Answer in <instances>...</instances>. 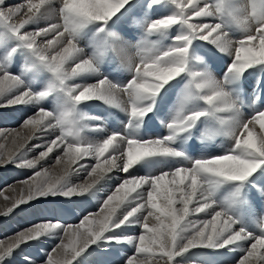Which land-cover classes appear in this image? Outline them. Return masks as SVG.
<instances>
[{
    "label": "snow or ice",
    "instance_id": "snow-or-ice-1",
    "mask_svg": "<svg viewBox=\"0 0 264 264\" xmlns=\"http://www.w3.org/2000/svg\"><path fill=\"white\" fill-rule=\"evenodd\" d=\"M171 2L179 14L152 21L147 25V31L163 32L177 23H183L189 34L177 37V46L158 55L137 53L138 62L132 58L133 78L123 87L106 78L91 85L77 86L78 91L73 96L75 102L99 99L119 106L124 101L130 117L142 119L152 110V105L146 102L154 100L165 84L185 71L187 45L193 38L219 44L225 50L231 49L234 58L226 71L235 75L242 74L253 65L264 64V0H250L246 9L233 7L231 0H222L214 5L207 0ZM48 3L50 0H26L24 3L7 5L6 0H0V24L6 25L11 34L64 83L94 70L93 60L80 55L74 34L91 22L106 24L120 12L127 0H61L59 22L35 31H26V26L41 15ZM224 15L234 20L246 33L241 40H226L225 34L220 31V23L206 22L207 18ZM112 52L121 58L126 55L119 41L114 42ZM196 75L193 74V77ZM20 84V79L15 75L0 72V99L3 100L0 107L29 103L47 94L41 92L34 96L25 89L8 95L18 89ZM192 87L196 90L208 89L201 99L212 111H228L233 106L229 94L214 80L196 82L194 79ZM204 115L206 113L203 111L180 115L167 127L173 133L185 132ZM65 123V118H56L48 111L39 109L24 119L20 130L0 133V140L5 141L0 144V167L12 163L25 143L37 133H53L55 139L38 145L45 150L40 151L34 159L17 163L16 166L35 168L39 161L50 159L54 151L57 152L56 164L64 165L63 174L55 180L50 179L48 169H45L43 172L36 171L34 176L22 182L5 186V189L0 190V215H9L15 208L30 203L37 194L56 189L74 169L73 165L84 166L78 162L86 157H94L95 165L78 188L73 187L64 193L66 196L77 190L86 191L112 170L119 169L127 173L144 157L180 155L166 144L172 140V136L146 141L129 139L122 147L119 146L118 135L109 137L95 148L72 143L68 140L70 133L61 127ZM57 131L58 135L55 134ZM233 139L232 152L198 159L190 168L179 167L153 177L129 176L131 178L123 179L99 211L85 214L75 225L63 227L60 243L43 264H72L73 259L102 233L117 223H127L133 217H138L142 233L138 236L134 255L127 259L126 264H172L175 256L191 248L223 247L244 240H250V245L238 264H264V234L251 236L243 228L237 229L234 227L237 221L226 211L216 210L211 200L218 185L225 181H244L258 166L264 164V111L242 122ZM9 141L15 146L11 151L5 150ZM141 189L144 190L143 196L137 199L135 206L117 218L118 211L128 202L131 194ZM199 213H207L211 218L192 222V234L181 242V225ZM52 227V223L42 222L39 226H30V231L13 233L15 239L5 238L0 243V255Z\"/></svg>",
    "mask_w": 264,
    "mask_h": 264
},
{
    "label": "bare ground",
    "instance_id": "bare-ground-1",
    "mask_svg": "<svg viewBox=\"0 0 264 264\" xmlns=\"http://www.w3.org/2000/svg\"><path fill=\"white\" fill-rule=\"evenodd\" d=\"M19 1L20 0H6V4L7 5H16V4H20ZM52 1L54 2L55 0H52ZM52 1H50V3H52ZM212 2L216 4L217 0H212ZM249 3H250V0H231V4L235 8H245L246 9L248 7ZM145 5L147 7H145ZM50 6L52 7V9H54V10L56 9L55 8L56 5L54 6V5L50 4ZM50 6L48 5V8ZM122 9H127L129 11L120 10V12H119L120 14L116 16L117 19L115 18L113 21H107V23L103 24V25L95 22L102 30L105 31V33L102 35H103L104 40H106L107 42L104 41V43H105V45L107 44L109 46L111 53H112V47L114 45V42L116 40H118L116 38V35L125 39L124 40L125 42H127L129 40L130 42L134 43L135 45H144L145 50L148 53H150L151 55H158L159 53H161L163 51H167L170 47H175V45L177 46V44H175V45L172 44V43H175V41L172 42L170 40L168 30L163 31L162 34H159L158 32H155V33L148 32L147 27L141 26L139 24L140 18H146L148 20H152V18H155V20H157V19H160V18H163L166 16L178 15L179 10L171 2V0H156L155 3H153L152 1L149 2L148 0H145V4L142 0H141V2H139L138 0H127V3L123 6ZM46 13H50L51 20H49V23H48V20L45 21L46 20V17H45L44 21H39L38 23H39L40 29L46 27L47 25H49L51 23H55L59 19V16H58L57 12H55V11H46ZM210 18H207L206 22H210L213 24L220 23L219 21H217L218 16H213ZM41 20H43V18ZM124 21L126 22V25L124 24ZM152 21H154V20H152ZM231 25H234V26L236 25V23L232 19L227 24L226 29H224L223 25L221 24V29H224L226 32H229V35H230V37L225 35L224 38L226 40H230L232 42H236V41L241 40L244 37V34H235V32L231 31L228 28ZM28 26L31 27L29 24H28ZM238 27L240 28V30H242V28L240 26H238ZM132 29H134L136 31V33L131 32ZM94 30H95V32H98V30H99L96 25H88L85 28L78 30V31H80V35H78V32H76L74 34L75 43L77 44V47L80 49V55H82L84 58H87L86 56L89 55L88 49L92 46H96L94 52H100V53L106 52V50H102V48L97 46L96 38L92 34H90ZM26 31L31 32V31H35V30H32L26 26ZM187 31H188L187 26L183 23H180L179 27L176 29L175 35L182 36L185 32L188 34ZM174 33H175V28L173 29L171 34L174 35ZM151 35H153V36H151ZM163 35H165V40H167V42H160V43L156 42L158 40V36H163ZM245 35H246V33H245ZM177 36H175V37H177ZM81 37H85V45L86 46H84L82 44V38ZM194 39L200 40L198 38H194ZM162 40H163V38L161 37L160 41H162ZM200 41H204V40H200ZM195 42H197V41H195ZM204 42L211 44L217 50L213 47H204V48H209L210 51L215 52L217 54V56L219 55L220 57L225 58L226 62L232 63V60L230 61L228 59V57H226V55H224V53L225 54H227V53L232 54L233 52L231 49L225 50L219 44L214 45L210 41H204ZM0 43L2 44L0 47V72L6 71L12 75H15L21 81L19 88L14 89L13 92L9 93L8 95H14L18 91L22 90V88L24 86L29 85L30 82H33V80H35V76H36V75L33 76L34 72H35V74H37L36 73L37 71H41L42 74H45V68H47V66L45 64H41L43 62L37 63V61L33 60L34 58H36V56L33 54L32 51H30V53H29L31 58L24 59L22 62H19L17 60H15L17 62H13L10 60L8 62V60H6V57H7L6 52L8 51L10 53L11 49L8 45L4 46V44H7L8 42L6 41V39H2V36H0ZM199 47H201L200 51L203 53H206L207 51H209L208 49L203 48V44H200ZM112 55H113V53H112ZM113 56L118 61L120 67L122 68V75L126 76V72L124 71V68L121 65L122 61L115 54ZM13 64H17V67L14 70L10 69ZM29 64L33 65L34 67L37 64H41L40 69H38V68H34V70H30V68L27 69L26 66ZM21 68H23L24 71H21ZM35 69H37V70H35ZM25 70L27 71V73L25 72ZM253 70L254 69L246 70V73L252 74ZM215 72L213 70V66L211 63L203 62L202 64H200L199 69H195L191 65L190 60H188L186 58V68H185V71L181 74H185V73L198 74L195 76L196 82H200V81L205 80V79H211V80H214L215 82L219 83L220 86L222 87V89L224 90L225 87L222 86L221 83L219 82L220 80H222V76L220 78ZM132 75H134V70L132 71ZM53 77H56L54 73H48L46 75H40V77H38V80L40 81L42 79V82H41L42 86L41 87L38 86L37 91L43 92V90L48 86V84H50V80ZM180 78L181 77H179V79ZM100 79H104V78L101 77L100 74L98 73V71H96L95 69L91 72H88V73L82 74L80 76L68 79V81H70L72 84V85H69L68 92L73 97L76 94V91H78L77 86L83 87L86 85H91V84L96 83ZM244 79L247 80L246 77H244ZM65 82L66 81H64V83ZM185 82H188V81L186 79L179 80V82L171 85L170 88L173 89L175 86L183 85ZM73 83H75V84L73 85ZM63 84H60L59 88H65V86ZM233 84H235V83H233ZM230 85L232 86V84H230ZM50 87H51V85L48 88L50 89ZM191 87H192L191 85H188L184 88L186 90L192 91L193 87L192 88ZM228 87H229V84H228ZM49 89L44 92L47 94L43 97L38 98V100H42L43 98H45V100H46V97H50V95L54 91L56 93H53V94L58 95V96L60 94H64V95L68 94L66 91H65L66 93L61 92L60 89H58V88L57 89L54 88V91H52V92H50ZM169 89L164 91V93L162 94V97L158 103V106L162 107L166 111V113H169L171 111V105H172L171 101L168 99L163 101L165 99L166 95L169 94ZM192 92H190V93H184L183 92L185 95L184 98H187V94H191ZM199 92H200L201 96H203V95H206L208 93V89L199 90ZM255 95H257V94H255ZM50 100L53 101V99H50ZM63 100H64L63 102L60 101V103L51 104V108H50L49 113H51L56 118H61V117L66 118V116H68V113L71 111L72 106L69 108V106L67 105V100L65 97ZM36 101L33 100L32 102H29V103L9 106V107H0V133L15 130L14 127L10 128V126H14L21 118H23V116H27L29 114V112L34 113L35 112V104L34 103ZM88 101H92V99L87 100V101H83V102H75L77 105L75 107V109H78L79 107H85V103ZM2 102H3V100L0 99V103H2ZM55 102H58V101L55 100ZM199 102L203 107L201 109H204V110L208 109V113H209L211 110L210 106H207L203 102L202 99L199 100ZM180 103L182 105H184L185 107H188L191 105V104H189V102L187 100H184L183 102H180ZM259 104H260V102H259ZM123 106H124V102L121 101L120 105L118 107H123ZM67 108H69V110L67 112H65L63 115V112ZM197 109L198 108H194L193 109L194 111H192V112L201 111V110H197ZM156 110H157V107L154 111L152 109L153 112H151V115L155 116ZM8 112L12 113V115L11 116L7 115ZM192 112L187 113V115L192 113ZM227 112H229V111H227ZM180 113H181V111H180ZM31 116H27V117H31ZM230 116L236 117L232 123L231 128L237 129L238 126L240 125L239 123L242 122L244 120V118L242 116H240L238 113H237V115L231 114ZM209 117L211 118V116H209ZM214 117H217V116H214ZM213 119H215V118H213ZM200 120H201V118H200ZM23 121H24V119H23ZM22 122L20 124H18V129H16V130H20V126H21ZM81 122H82V126H83L82 131L85 134L83 137H81L82 132L78 134L79 131L77 132L76 128L72 129L69 126V125H71V126L73 125L72 122L69 123V125L67 123H65L64 125L61 126L64 131L70 133V135L68 136L69 142L79 143L82 145H87V146H91L92 148H95L96 146L101 144V142L103 143L104 140L111 137L110 131L102 129L100 126L97 127L96 125L93 124V122L89 118H83ZM160 127L163 130H165L164 124H161ZM221 127H223V126H221ZM258 127L259 126L257 125V128ZM209 129H210V127H209ZM52 134L53 133H47V134L37 133L33 139H31L25 143L23 149H21V151L16 155V157L12 163H8V164H6V166L0 167V190L5 189V186H12L15 182H22V178L26 179V178L34 176L36 171L43 172L45 169H48L49 177L52 180L59 178L63 174L64 165L63 164L57 165L55 162L56 161V155H57L56 151H54L53 153L50 154V159L39 161V163L36 165L35 168H28L25 166H21V167L16 166L17 163L34 159L39 154L40 151L45 150L42 147H38V145H42L45 142L50 141L52 138H55ZM55 134H59L58 131ZM228 136L230 137L231 142L227 146L230 148L226 149V147L223 146L219 142V137H217L216 138L217 144L220 148L217 150H213L212 154H214L215 156H220V155H224V154H228V153L232 152V147L234 146V139H233L232 135H228ZM171 141H169V142L171 143ZM203 141H204V139L196 140L195 144H194V150L201 147V146L207 145V143H204ZM167 142H166V144H167ZM4 143H5V141L0 140V144H4ZM124 144H126V142L121 141L119 139V146L122 147V146H124ZM14 147L15 146L11 143V141H9V142H7V147L5 150L11 151ZM192 153H193V149L189 151V155H191V158H194V160H195V155H193ZM173 159H174V157H173ZM173 161H175V160H173ZM139 162H140V160L138 161V163ZM162 163L164 164L165 162H162ZM78 164H83L84 166L77 167V165H73L74 169L70 170L68 175L65 177V179L61 183V185H59L56 189L45 192L42 195L37 194V196L35 198H33L30 203H25V204L15 208V210L11 211L10 220L12 221V223L10 224V226L5 225V228H9L10 231L9 232L6 231L4 229V227L0 229V237H2L0 239V243H2L5 238L15 239V237L13 236V233L19 234L21 230L30 231V226H32V225L39 226V224L42 222H50L53 224V227L51 229L46 230V231H41L39 234L33 235L30 239H28L25 242V243H27V245H29V247L24 249V250L26 252L35 251V252L39 253L40 255H42L41 260L44 262L46 257L51 253V251L60 243L61 237L63 235V227L64 226H72V225L77 224L80 221V216L82 217V215H84V209H87L86 212L94 213L93 212V211H95L94 209L98 208V206L100 204H103V202L109 196V193L112 194L111 192H113L115 190V188L117 187L116 184H119L125 178L153 177V176L159 175L161 172H165L164 168H157V166L152 165L150 162V158L148 156V157H144L143 161L141 163H139V164L135 163L129 169L130 171L127 173L120 171L119 169L112 170V171L106 173L104 176L100 177L98 180H96L95 183L92 185V187L88 188L86 191L80 192L79 190H77V192L72 193L70 196H66L64 193L67 190L64 191V189H66V188L71 189L73 187L78 188V186L84 181V179L87 178V173H88V171H90L89 169L95 165V159L92 156L86 157L84 160L79 161ZM166 172H168V171H166ZM72 173L74 175H75V173H78L76 179H73L74 176ZM131 173H133V174H131ZM129 176H131V177H129ZM232 182H235V181H232ZM232 182H229L226 184H224V182H223L222 184L218 185L216 188L214 196L216 197V195H218V194H221V195L228 194L230 191L229 185ZM244 184H245V188H246V191L248 194V198L249 197L251 199L255 198L256 196H258V192L264 195V184L262 183L260 176L257 177V184H255V185L250 184L251 186H248L246 184L245 180H244ZM235 190H237V187ZM143 191L144 190L141 189L138 192L131 194L128 202L118 211L117 218L120 217L119 216L120 213L122 211H124V209L126 207H128L130 209L131 207L135 206L137 199L143 196ZM92 192L93 193L96 192V199L94 198V196L92 197ZM99 196L100 197L105 196V197L100 200V199H98ZM234 196L237 197L236 193ZM0 199H2V197H0ZM42 201L44 203H42ZM39 202H41L42 204H38ZM61 202L66 203V204L63 205L62 207L55 208V206H61V204H60ZM219 204L223 205L224 207H227V206H229V200L228 199H222L219 201ZM231 204H232V208L229 212L231 214H234L233 219H235L237 221V223L234 227H236L237 229L243 228L245 232L249 233L251 236H254V234L251 233V231L255 227V223L261 224L262 222H264V212L261 211V213H257L255 211V209L252 208V211H249L250 217H253L255 219V220H252V219H249L246 217V215H245L246 213L244 212L243 208H242L241 212L239 213L241 205L239 204V200L237 198H235L231 202ZM250 204H252V203L250 202ZM242 205H243V203H242ZM23 206H27V207L31 208V209H28L26 211V214L28 215V217H26L25 220L23 218L24 216H22L23 214L22 213L19 214V212H18L19 208L23 207ZM35 206H36V208L39 206L38 210L40 211V214H38V215H34ZM213 207L216 210H221L214 203H213ZM246 207H247V204H246V206H244V209ZM54 208H55V211L53 213L51 211ZM20 210H21V208H20ZM70 210L72 212V215L70 214L69 217H66V212H68V211L70 212ZM43 211H50L49 213L46 214L48 219H46V216L44 215ZM15 215H17V217H19L21 219V223L19 222V218H16ZM205 217H208L207 213H199V214H196V215L188 218V220L183 225H181L180 241L182 242L183 240H185L188 236H190L192 234V231H193L192 222H195L197 220H203V219H205ZM27 218H30V220L27 221L26 220ZM137 219H138V217H133L127 223H124V224L118 223L117 225L110 227L107 231L102 233L94 242L90 243L74 259L79 258L80 260H83L85 262V264H126L127 259L131 258L134 255L135 246L138 243V236L142 233L141 232L142 231L141 225H140V223L139 224L137 223V221H136ZM251 220L253 221V224L250 223ZM240 224H242V227H240ZM262 231H263V228L260 229V232H262ZM114 233H115V235H114ZM249 245H250V240H244V241L236 242L232 245H226L223 247H194V248L189 249L186 252L181 253L178 256H175L173 258L172 264H229L233 261V258L235 256L239 257L242 253L246 254V250L249 247ZM178 247H179V243H178ZM10 251H12V253L13 252L14 253L21 252L20 250L16 249V247ZM10 251H6L5 254L9 253ZM14 253L11 254L10 257L7 256V257H9V259L7 261H9L12 264L13 263L16 264L17 260H22V259H18L16 256L14 257L13 256ZM109 254H111L110 255L111 257L108 256V257H110V259L107 262H105L106 260L104 259V257L109 255ZM92 257H97V258H94L95 262L92 260ZM108 257H107V259H108ZM36 258L37 259L32 260L31 263H19V264H37V263L41 264L40 263L41 260H39L38 257H36ZM208 258H210V260L208 261L209 263L207 262ZM227 261H228V263H227ZM3 263H1V264H3ZM78 264H81V263H78ZM237 264H238V262H237Z\"/></svg>",
    "mask_w": 264,
    "mask_h": 264
},
{
    "label": "rangeland",
    "instance_id": "rangeland-1",
    "mask_svg": "<svg viewBox=\"0 0 264 264\" xmlns=\"http://www.w3.org/2000/svg\"><path fill=\"white\" fill-rule=\"evenodd\" d=\"M26 0H20L19 2L21 3H24ZM50 1H52V0H50ZM139 2H141V0H138ZM143 2H144V4H145V0H142ZM149 2H151L152 0H148ZM18 2V3H19ZM50 4H52V5H54V4H57L56 5V9L54 10V9H52V7L50 6ZM48 5L50 6L49 8H48ZM136 5V4H135ZM55 6V5H54ZM61 0H55L54 2L52 1V3H49V4H46L45 5V9H43L42 10V13H41V15H39V16H37L36 18H35V20H33L32 22H30L29 23V25L31 26V27H29L28 25H27V27L28 28H30V29H32V30H37V29H40L39 28V21H44V19H45V17H46V20L45 21H47L48 20V23H49V20H51V16H50V13H46V11H55V12H57V14H58V16H59V9L61 8ZM137 6V5H136ZM133 7V6H132ZM145 7H147L146 5H145ZM144 7V8H145ZM51 8V9H50ZM121 10H123V11H129V10H127V9H121ZM46 13V14H45ZM120 13L118 12L116 15H114L112 18H110L108 21H113L115 18L117 19V15H119ZM44 15V16H43ZM41 17V18H40ZM43 18V20H41ZM211 19V18H210ZM152 20H155V18H152ZM152 20H148V19H146V18H140L139 19V24L141 25V26H144V27H147V25L149 24V23H151L152 22ZM34 22V23H33ZM56 22H59V21H56ZM38 23V24H37ZM35 26H34V25ZM124 24L126 25V22L124 21ZM179 24L180 23H177V24H175V25H173L171 28H169L168 29V31H170V30H173L174 28H175V33H174V35L173 34H171V33H169V36L170 37H172V38H170V40L172 41V42H174L175 41V43H172L173 45H175V44H177V39H175V38H177V37H179V36H177V35H175L176 34V29L179 27ZM88 25H96L97 27H98V32H95V30L94 31H92L90 34H92L95 38H96V40H97V46H99L100 48H102V50H106L105 49V43H104V41H106V40H104V38H103V35L102 34H104L105 33V31L104 30H102L101 31V28L95 23V22H91V23H88V24H86V25H84L81 29H83V28H85L86 26H88ZM236 29V28H235ZM221 30V32L223 33V34H225L226 36H228V37H230V35H229V32H226L224 29H220ZM236 31V33L238 34H244V36H245V33H244V31H243V29L241 30V32L238 30V29H236L235 30ZM78 32V35H80V31H77ZM131 32H134V33H136V31L134 30V29H132L131 30ZM188 32V34H189V30L187 31ZM159 34H162L163 32H158ZM186 32L183 34V35H188ZM182 35V36H183ZM0 36H2V39H6V41L8 42L7 44H4V46H9L10 47V49H11V51H10V53L7 51L6 52V54H7V57H6V60H8V62H9V60L10 61H13V62H17V61H19V62H22L24 59H28V58H31V56H30V51L31 50H29V49H27L26 47H24L23 46V44H21V42L18 40V39H16L12 34H11V32H10V30L7 28V26L6 25H4V24H0ZM175 36H177V37H175ZM161 37L163 38V40L162 41H160V39H161ZM82 39H83V37H81ZM116 38L118 39V40H116V41H119L120 42V44H121V46L122 47H124V49L126 50V55L123 57V58H121V57H119V56H117L115 53H113V55L115 54L118 58H120V60L122 61V66H123V68H124V71L126 72V76H128L129 77V80H131L132 78H133V75H132V71L134 70L133 69V67H132V58L134 57L135 59H136V61L138 62V60H139V56L137 55V53H141V52H145V53H148L146 50H145V47H144V45H135L134 43H132V42H130L129 40L127 41V42H125L124 40L125 39H123L122 37H120V36H118V35H116ZM173 39V40H172ZM194 39V38H193ZM192 39V41H191V43L190 44H188L187 46V48H188V51H187V56H186V58L188 59V60H190V63H191V65L193 66V68H195V69H199L200 68V64L205 60L206 62L207 61H212V65H213V68L215 69V71H216V73H217V75L219 76V77H221L222 76V79L223 80H229L230 81V84H232V86L229 84V87L228 86H226V87H228V89H236L237 88V86H238V88H239V91H240V99H241V102H242V104L244 105L243 106V108H244V110H239V112H238V114L240 115V116H242V117H248L250 114H252V113H256V112H260L261 111V109H260V106H261V103L259 104V102H260V97H259V99L257 98V101L256 100H254V98H255V96H257V95H255V94H258V92H256L255 93V91L254 90H251L250 92H249V94L246 96V95H244L243 94V92H242V89H241V83H240V79H239V76H241L240 74L239 75H235V74H233V73H230V72H227L226 70H227V68L228 67H223V66H226V65H228V62H226L225 61V58H223V57H220L219 55L217 56V54L215 53V52H212V51H207L206 53H203V52H201L200 51V48L201 47H199L200 46V44H203V48L204 47H213V48H215L214 46H212L211 44H209V43H206V42H204V41H200V40H197V39H194L193 40ZM195 41H197V42H195ZM74 42H75V38H74ZM107 42V41H106ZM156 42H158V43H160V42H167V40H165V35H163V36H158V40L156 41ZM209 44V45H208ZM1 43H0V47H1ZM208 45V46H207ZM176 46V45H175ZM14 48V49H13ZM204 49H208V50H210L209 48H204ZM216 49V48H215ZM217 50V49H216ZM210 53V54H209ZM149 55H151L150 53H148ZM212 54V55H211ZM32 55V54H31ZM224 55H226V57H228V59L231 61L232 60V62H233V58H234V56H233V53L231 54V53H227V54H225L224 53ZM230 55V56H229ZM86 56V55H85ZM87 58H89L88 57V55L86 56ZM219 57V58H218ZM90 59V58H89ZM15 60H17V61H15ZM33 60H35V61H37V63H41V61L38 59V57L36 56V58H34ZM92 60V59H91ZM106 60V61H105ZM100 61H102V62H104V63H107V59H105V58H101L100 59ZM94 62V61H93ZM41 64H44V63H41ZM41 64H37L35 67L33 66V65H27L26 66V68L27 69H29L30 68V70H34V68H38V69H40V65ZM215 64V65H214ZM218 64V65H217ZM259 67V69L262 71V73H264V64H260V65H253V66H251V67H253V68H255V67ZM263 68V69H262ZM94 69H95V67H94ZM35 70H37V69H35ZM96 70V69H95ZM21 71H24V69L23 68H21ZM97 71V70H96ZM37 74H35V73H33V74H35L36 75V77H38V76H40V74L38 73V71L36 72ZM48 73H53L50 69H48V68H45V74H42L41 73V75H46V74H48ZM179 77H181L179 80H184V79H186L188 82H185L183 85H177V86H175L172 90H171V88L169 89V94L168 95H166V97H165V99L163 100V101H165V100H170L171 101V104H173L174 102H179V104H181L180 102H183L184 100H187L188 102H189V104H192L193 102H194V99H195V101L196 100H201V94H200V92H199V90H197V92L199 93V95L200 96H196L195 95V92H194V90H192V91H190V90H186L184 87H186V86H188V85H191L192 86V82H193V80L195 79V77H193V74L192 73H185V74H180L179 76H177V78H179ZM43 78V77H42ZM175 79H172L171 81H169L167 84H165L162 88H161V92H159L158 94L159 95H157V97L158 98H160L161 96H162V91L168 86V84L169 83H171V82H173ZM232 80V81H231ZM196 81V80H195ZM33 82H35V80H33ZM42 79L40 80V83L39 84H37L36 85V83H37V81L34 83V85H29V87H23L22 88V90H30L31 92H33V95L34 96H36L37 94H39V93H41V92H38L37 91V89L38 88H36L38 85L41 87L42 86ZM232 82V83H231ZM76 83V82H75ZM75 83H73V85L75 84ZM233 83H235V84H233ZM60 84H63V83H61L56 77H53L51 80H50V85H52L51 87H50V89H49V91L50 92H52V91H54V88H58V89H60V91L61 92H63V93H68V94H66V95H64V94H60L59 96L58 95H55V94H53V93H56L55 91L54 92H52V94L50 95V97H46V100L45 101H47V103L49 102L50 104L47 106V107H41L40 105H38V106H36V103L38 102H35L34 104H35V112H36V110L37 111H39V109H43V110H46V111H48V112H50V108H51V104H54V103H60V101H64L63 99H64V97L66 98V100H67V105L69 106V108L72 106V103L74 104V107H76L77 105H76V103H75V101L73 100V97L69 94V92H68V88H69V85H72L71 84V82L70 81H68V80H66V82L63 84L64 86H65V88H59V85ZM31 88V89H30ZM52 88V89H51ZM194 88V87H193ZM195 89V88H194ZM170 90H171V92H170ZM66 91V92H65ZM253 91V92H252ZM190 93V92H192L191 94H187V98H184V93ZM252 92V93H251ZM16 94V93H15ZM233 94V95H232ZM231 94V98L232 99H235L236 98V95H235V93L233 92ZM255 95V96H254ZM57 96V97H56ZM48 99V100H47ZM50 99H53V101H57V99H58V102H53L52 100H50ZM35 101L36 100H38V99H34ZM157 100L158 99H156L155 101H156V103H157ZM93 101V100H92ZM162 101V102H163ZM52 102V103H51ZM124 102V101H123ZM256 102V103H255ZM251 103V104H250ZM258 104V105H257ZM124 105H126L125 103H124ZM259 107V108H258ZM69 108H67L64 112H63V115H64V113L65 112H67L68 110H69ZM120 108H122V107H120ZM180 108H178V106H176V109H175V111L177 110V112L176 113H178V116H180V114L182 115L183 114V111H181V113H180V110H179ZM76 110V109H75ZM164 110V109H163ZM231 110H233V107L230 109V110H228L229 112H231ZM258 110V111H257ZM165 111V110H164ZM201 111H206V110H201ZM254 111V112H253ZM34 112V113H35ZM166 112V111H165ZM221 112H227V111H221ZM33 112H29V114L27 115V116H31V115H33L34 114ZM70 113H71V111L68 113V116H66V121L69 119V117H70ZM180 113V114H179ZM7 115H12V113H10V112H8L7 113ZM27 116H23V118H21L14 126H10V128L11 127H14L15 128V130L16 129H18V124H20L22 121H23V119H25ZM207 118H206V117ZM210 115H208V109H207V114L206 115H204V117H201V120L199 119L198 121H200L201 123L203 122V123H206L207 124V131L209 130V127L210 128H212V127H214L215 125H216V121H217V117H214V116H217V115H214V116H211V118L209 117ZM6 117V116H5ZM213 118H215V119H213ZM205 119V120H204ZM216 120V121H215ZM81 121H82V119H81ZM213 121V122H212ZM209 123V124H208ZM233 123V122H232ZM232 123H230L228 126H223V127H220V130L221 131H223V132H226V133H231V135H233L234 136V134H235V132H236V130L237 129H232L231 128V126H232ZM211 124V125H210ZM240 124V123H239ZM239 127V126H238ZM217 129V128H216ZM80 132L81 131V129L79 128V129H77V132ZM78 132V133H79ZM176 133H174L173 135H172V141H171V143L169 142H167V146L170 148V149H173V144H174V146H176L177 145V143L179 142V140H180V134H176ZM56 135H58V134H56ZM85 134H84V132L82 131V135H81V137H83ZM164 135V134H163ZM55 137V136H54ZM230 138V137H229ZM52 139H55V138H52ZM98 140V139H97ZM204 143H207V141L204 139V141H203ZM102 143V142H101ZM226 147V149H229L230 147H228V146H225ZM175 148V147H174ZM162 156V157H161ZM160 156V160H161V163L162 162H165L164 164L162 163V165L164 166V168H165V166H168V167H173V166H175V161H173V160H175V158L173 159V157H174V155L172 156V155H161ZM169 158V159H168ZM89 170H91V168L89 169ZM130 170H128V172H129ZM136 171V170H135ZM137 172V171H136ZM73 174V173H72ZM77 174L78 173H75V175L73 174V179H76V177H77ZM131 174H133V173H131ZM24 177V176H23ZM5 178V177H4ZM27 179V178H26ZM25 180V178H22V181H24ZM229 182H232V181H225L224 182V184H226V183H229ZM237 183V184H236ZM252 184H257V183H252ZM116 185H118V184H116ZM236 187H237V190H235L236 189ZM65 190H69V188H66V189H64V191ZM219 190V189H218ZM229 193L228 194H226V195H221V194H218V195H216V197L214 196V194H215V191H214V193H213V195H212V197H211V200L213 201V203L214 204H216L221 210H223V211H225V209H223V207L221 206V205H218L219 204V201L220 200H222V199H228L229 200V206H227V207H225L226 208V210H228V211H230L231 210V208H232V204H231V202L235 199V198H237L238 200H239V204L242 202L243 203V205H242V203L240 204L241 205V207H240V209L242 210V208L244 207V203L245 202H247V198H248V194H247V197H246V194H245V191H244V189H243V186H242V181H235V182H232L231 183V186L229 187ZM112 193V192H111ZM235 193H236V196L237 197H235L234 195H235ZM246 193H247V191H246ZM230 194V195H229ZM258 194H261V193H259L258 192ZM109 195H110V193H109ZM229 195V196H228ZM261 195H263V194H261ZM94 196V198L96 199V192L95 193H93L92 192V197ZM239 196V197H238ZM105 197V196H104ZM104 197H98V199H103ZM35 198V197H34ZM215 198V199H214ZM241 198V199H240ZM241 200V201H240ZM253 199H251V201H252ZM42 203H44L43 201H42ZM41 202H39L38 204H42ZM37 204V205H38ZM61 204V206H55V208H58V207H62L63 205H65L66 203H63V202H61L60 203ZM247 204V203H246ZM36 205V206H37ZM103 204H100L99 206H98V208H95L94 210L95 211H93L94 213L95 212H97V211H99V208L102 206ZM36 206H35V209H34V215H38V214H40V211L38 210V207L36 208ZM20 208H21V210H20ZM19 208V214L20 213H22L23 215L22 216H24L23 218H24V220H25V218L26 217H28V215L26 214V211L28 210V209H31L30 207H27V206H23V207H20ZM41 208V207H40ZM43 208V207H42ZM55 208L51 211V212H53L54 213V211H55ZM252 208H253V206H252V204H250V202H249V204H247V207L245 208V213L250 217V212L249 211H252ZM126 209V210H125ZM124 209V211H122L121 213H120V215L119 216H122V214H124V213H126V211L129 209L128 207H126ZM24 210V211H23ZM87 211V209H84V215L85 214H93V213H90V212H86ZM50 211H43V213H44V215L46 216V214L47 213H49ZM86 212V213H85ZM239 213H240V210H239ZM11 214V213H10ZM10 214L9 215H0V229L1 228H3L4 227V229L6 230V231H10V229L9 228H5V225H9L10 226V224L12 223V221L10 220ZM70 214L72 215V212H71V210H70V212L68 211V212H66V217H69L70 216ZM84 215H82V217L84 216ZM15 217L16 218H19V217H17V215H15ZM210 219L211 217L210 216H208V217H205V219ZM46 219H48L47 218V216H46ZM80 219H81V216H80ZM27 221H29L30 220V218H27L26 219ZM137 221V220H136ZM19 222L21 223V219L19 218ZM138 223V222H137ZM250 223L251 224H253V221L251 220L250 221ZM118 224V223H117ZM117 224H115V225H117ZM139 224V223H138ZM142 228V227H141ZM261 228H263V231L262 232H260V229ZM137 232V231H136ZM142 232V231H141ZM139 233V232H138ZM251 233H253L254 234V236H258V235H262V234H264V222H262L261 224H258V223H255V227L253 228V230L251 231ZM10 235V234H9ZM2 237H0V239H1ZM184 241V240H183ZM99 242V241H98ZM22 243V244H21ZM21 243H19V246L18 247H16V249H18V250H20L21 252H19V253H14V257L16 256L18 259H22V260H17L16 261V264H19V263H31V261L32 260H36L37 258L36 257H38L39 258V260H41L42 259V255H40L39 253H37V252H35V251H29V252H26L24 249H26V248H28L29 247V245H27V243H25V242H21ZM12 253V251H10L9 253H6V254H4V255H1L0 257V264L1 263H5V264H12V263H10L9 261H7L8 259H9V257H10V255L11 254H13ZM245 253H242L239 257L238 256H235L234 258H233V261L231 262V263H229V264H237V262L239 261V259L241 258V256H243ZM111 254H109V255H107V256H105L104 257V259L106 260H104L105 262H107L109 259H110V256ZM7 256H9V257H7ZM108 256H110V257H108ZM107 257H108V259H107ZM94 258H97V257H92V260L94 261ZM210 260V258H208L207 259V262ZM6 261V262H5ZM9 262V263H8ZM95 262V261H94ZM3 263V264H4ZM41 264H43V261L41 260V262H40ZM78 263H81V264H85V262L83 261V260H80L79 258H76V259H74L73 261H72V264H78ZM209 263V262H208ZM227 263H228V261H227ZM13 264H15V263H13ZM38 264V263H37Z\"/></svg>",
    "mask_w": 264,
    "mask_h": 264
}]
</instances>
